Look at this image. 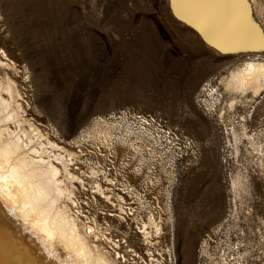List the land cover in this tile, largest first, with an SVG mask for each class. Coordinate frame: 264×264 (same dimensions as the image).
<instances>
[{
    "label": "rangeland",
    "instance_id": "1",
    "mask_svg": "<svg viewBox=\"0 0 264 264\" xmlns=\"http://www.w3.org/2000/svg\"><path fill=\"white\" fill-rule=\"evenodd\" d=\"M250 59L204 46L167 0H0V81L62 149L45 145L79 231L117 264H264V89L230 109L220 84Z\"/></svg>",
    "mask_w": 264,
    "mask_h": 264
},
{
    "label": "bare ground",
    "instance_id": "2",
    "mask_svg": "<svg viewBox=\"0 0 264 264\" xmlns=\"http://www.w3.org/2000/svg\"><path fill=\"white\" fill-rule=\"evenodd\" d=\"M244 3V18L252 25L257 43L230 49L229 53L262 55L263 32L255 23L250 0L249 3L244 0ZM0 67L5 66L0 62ZM220 84L232 96L229 103L232 109L236 100H245L247 94L258 95L264 89V62L250 59L228 73ZM19 99L18 89L5 76L0 81V262L117 264L115 259L110 260L89 245L90 228L85 233L79 231L75 215L68 206L73 203L75 194L71 186L73 174L68 171L69 166L61 154L49 156L45 145L51 150L62 149L49 140H42L39 130L25 120ZM139 116V120L145 117ZM136 121L139 123L137 118ZM9 124L17 131H11ZM62 154L71 157L69 153ZM159 224L153 232L160 233ZM143 234L148 236V233Z\"/></svg>",
    "mask_w": 264,
    "mask_h": 264
},
{
    "label": "water",
    "instance_id": "3",
    "mask_svg": "<svg viewBox=\"0 0 264 264\" xmlns=\"http://www.w3.org/2000/svg\"><path fill=\"white\" fill-rule=\"evenodd\" d=\"M171 17L195 34L209 49H230L257 43L252 25L244 18V0H167Z\"/></svg>",
    "mask_w": 264,
    "mask_h": 264
},
{
    "label": "built area",
    "instance_id": "4",
    "mask_svg": "<svg viewBox=\"0 0 264 264\" xmlns=\"http://www.w3.org/2000/svg\"><path fill=\"white\" fill-rule=\"evenodd\" d=\"M132 116H134V117H136L137 118V120L139 121V123L137 122V124H138V126L139 127H141L142 128V130L144 131V134L143 135H141L140 133H139V131L137 130V131H135L140 137L141 136H143L144 138H152V139H155L150 133H149V131H148V128L149 127H159V129L156 131V133L158 134L156 137L157 138H159L160 136H165V137H167L168 136V133H166V134H164V132L162 131V128L160 127V125H159V122L155 119V118H153V117H151V116H148V115H146L143 119H141V120H139L138 119V117H140L138 114L137 115H134V114H132L131 115V117ZM143 124V125H142ZM148 141V140H147ZM125 189H127L126 187H124ZM125 191H120V193L122 194V195H124L125 193H124ZM120 194V195H121Z\"/></svg>",
    "mask_w": 264,
    "mask_h": 264
},
{
    "label": "snow or ice",
    "instance_id": "5",
    "mask_svg": "<svg viewBox=\"0 0 264 264\" xmlns=\"http://www.w3.org/2000/svg\"><path fill=\"white\" fill-rule=\"evenodd\" d=\"M0 264H3V262H0Z\"/></svg>",
    "mask_w": 264,
    "mask_h": 264
}]
</instances>
